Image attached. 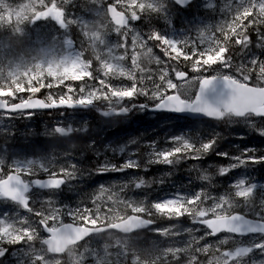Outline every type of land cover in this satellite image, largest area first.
<instances>
[{"label": "snow or ice", "instance_id": "6c2138e0", "mask_svg": "<svg viewBox=\"0 0 264 264\" xmlns=\"http://www.w3.org/2000/svg\"><path fill=\"white\" fill-rule=\"evenodd\" d=\"M175 3L184 7L191 3V0H175ZM135 7V4L129 5ZM44 11L37 14V18H52L62 28L65 27L64 11L55 3L51 5L45 4L42 6ZM143 7V5H141ZM207 7L211 8L209 3ZM231 19L224 20L216 25H205L197 27L196 40L172 39L167 35H163L159 31L150 33L147 38L142 35L136 37V41L142 48L153 49L149 46L148 41L159 42L160 50L164 52L169 60L180 63L184 61L190 64L191 73L182 71L175 66L171 69L165 66L159 72V83H156L152 74H144L142 68H137L141 74L137 77L135 72L126 68L125 65L113 62L111 66L105 64L103 74L105 79H99L94 76L89 68L79 62V58L75 56L66 57V60H71V63L66 64L61 71L69 72L72 69H77L84 72V78L89 80H97L103 87L108 88L112 93L111 99H114L118 104L123 106L124 113L139 109L141 111H164L175 114H190L202 116L215 121H223L226 119L243 120L250 128L257 132L261 137H264V61L258 58H251L247 63H241L236 67V75L231 73L233 69V58L231 56V45L239 46L241 51L249 49L252 41L248 35L250 28L257 25H264V0H237L234 8L230 6ZM134 19H139L138 16H133ZM127 23L124 18L121 21L117 19V23ZM219 33V36H217ZM222 37V38H221ZM257 48H264V32L257 29ZM71 47V41L67 42ZM190 49V50H189ZM156 57V56H155ZM117 58H114V61ZM157 65L164 63L156 57ZM250 65V66H249ZM219 66V68L215 67ZM258 69V70H257ZM50 78H55L57 72L52 67L47 69ZM152 70L149 69V73ZM171 72L175 74V80L171 78ZM213 73V74H209ZM253 73H255L256 82H252ZM116 74H123L132 81L131 86H114L109 80ZM40 81V87L33 86L32 81ZM145 81H152V87L149 88ZM176 81H179L177 83ZM66 81L63 84L67 88V95H60L59 98L48 94L47 99L36 98L33 93H39L47 87H60L61 83L42 82L41 78L34 76L29 81V87L18 85L16 92H27L28 97L17 96L16 92H11L10 95L14 100L19 101V106H9L10 101L4 96H0V110L3 113L18 112L23 115H31L26 112L30 109H44L48 107H67V108H88L98 99L110 100L107 93H103L101 88L94 86H86L84 84L79 88V95L72 96V93L77 92L73 86H68ZM0 91H5L0 89ZM144 96L152 101L151 105L141 103L139 105L132 103L131 106L124 105L125 100H135ZM109 115V113H105ZM9 118H12L9 116ZM257 119L260 121V126L257 127ZM57 132L71 133L69 127L65 130L62 126H56ZM219 141V133H213L208 140H201L199 143L187 135H177L169 141L173 145L171 148L156 147V142H151L149 147L152 151L149 153L151 157L150 163L166 164L171 166L178 162L180 158L187 157L191 160H201L207 155L215 152L218 157L226 158L233 161L227 166L218 168L220 177L227 176L239 168H246L249 163L257 164L264 163V156L257 157L254 148L240 149L239 155H230L228 152L216 151ZM27 164V168L24 166ZM17 165L9 171L7 175L0 172V201L14 203L24 209V211L41 217L39 225L49 233L53 240L60 239L69 242L79 240L86 235L91 234L89 227H96L100 220V208L97 206V212L93 215L90 208L69 209V215L73 221L79 220L80 223H65L60 207L55 206L52 212H43L36 210L33 207L32 198L29 193L33 187L40 190H47L55 194L62 186L67 183L65 177H70L73 172H68L61 169L59 173L52 172L47 179L25 180V173L31 174V165L28 162ZM43 167V166H42ZM75 165L72 166L73 170ZM138 169V162L128 160L124 164L117 167L116 165L104 164L98 171L99 174L107 171H126L128 169ZM204 181L211 182L212 177L204 175ZM253 178L242 175L234 179L230 184L231 191L219 197L212 196L208 191L201 189L196 191L191 196L177 193L166 200H158L153 202V207L157 210L164 208H175L179 211L175 213V217L179 219L183 216H190L193 223L202 224L209 231L204 233L199 240L205 239L207 236L216 235L221 231L228 232L233 236H252L248 243L237 244L234 249L226 250L224 260L226 264H232L229 257H234L236 260L252 256L254 252L264 256V218L257 221H250L239 214H233L231 209L236 206L237 200H242L247 203L250 199L255 198V192L258 187L264 189V186L258 185L256 182H250ZM135 188L140 189L146 186V181L143 178L135 180ZM123 187H127L124 185ZM106 194L109 198H113L117 194L112 192L109 186L101 185L98 189V194L95 199H100ZM211 204H207V201ZM47 203L56 205L52 198L47 199ZM131 205L133 213H142L145 208L142 204L136 201H127ZM261 208L264 210V199L261 200ZM19 219H14L5 213L0 216V245L21 244L25 239H33L38 234L34 227L33 221L28 216H20L19 212L15 214ZM171 218V214H168ZM130 226H144L146 223L142 216L137 215L130 218L127 222ZM115 224L113 227H120ZM199 229H197L198 231ZM162 231V230H157ZM51 241H49L50 243ZM211 247L210 245L206 246ZM7 249L0 246V257L6 255ZM17 255V253H14ZM196 258H193L195 264ZM23 264V261H20ZM260 264H264L261 261Z\"/></svg>", "mask_w": 264, "mask_h": 264}, {"label": "trees", "instance_id": "16d2710c", "mask_svg": "<svg viewBox=\"0 0 264 264\" xmlns=\"http://www.w3.org/2000/svg\"><path fill=\"white\" fill-rule=\"evenodd\" d=\"M184 11H180L174 7H172L171 10H169V22L165 26L166 28H171L170 31L172 33L180 32L183 28L182 23L184 22ZM251 30L248 31L250 33ZM190 50V49H189ZM171 64L168 66L171 68L172 66H178L184 69L190 68V64L186 63L184 61H181L180 63H177L176 61L171 60ZM162 64L157 65L154 64L152 67V70L158 69L161 67ZM43 82H51L47 80V77H43ZM70 82L66 81L65 83ZM63 83V82H62ZM146 85L151 88L152 87V81L145 82ZM157 83V82H156ZM35 87V85H33ZM40 84H36V88H39ZM57 90V92L53 96L59 98L60 95H63V91L61 90V87H52ZM76 88V87H75ZM77 89V88H76ZM45 89H42L39 93H33L34 95L41 96L43 98H47L45 96ZM29 95L27 92H23L21 95L18 96H24L25 97ZM139 102L151 104L152 101L148 100L144 96H140ZM96 117V116H93ZM170 122H161V120L154 119L149 122L141 121L139 123L140 129L139 134L141 136V140L148 138L147 136L143 137V133L145 131H151L153 136H160L162 134L166 136L170 135H178L182 132L187 131L188 129H191L192 135H194L196 138H199L201 140H208L212 137L213 133H219V140H222V146L221 148H224L228 143L234 142L233 139H231L230 136L226 135L225 130L222 129L221 123L214 124V123H204L201 127L200 126H194L189 127L188 124L181 122L179 120H175L172 118H168ZM57 121V113H47L44 116L41 115H34L32 117L27 118V122H24L22 119L18 121H14L9 125H4L3 123H0V153H29L34 154L36 153H44L46 155L50 156V162L52 161H63L64 159H72L77 160L76 157L73 155V153H78L80 150L84 149L86 150V153H89L87 149L88 142L92 143L93 146H95L96 150L99 148H102V144H105L110 139H116L118 134H127V133H137V130H133L134 126L132 124H126V123H120L118 122V128H115L114 131L111 132H91L90 135H86L85 133L81 136L76 135L73 139H66L61 140L60 138L52 135L49 133L50 128L55 124ZM45 126L46 132L41 133L42 126ZM83 127L88 128V124H84ZM118 131V132H117ZM246 135H248L247 139V145L250 146H258L261 142L264 141V139L257 135L255 131L253 132H246ZM115 136V137H114ZM219 142V141H218ZM219 150L218 147L216 148V151ZM264 156V152L261 153ZM183 158V157H182ZM180 158L179 165L183 166L185 163L189 162L183 160ZM205 159L209 160L211 164H217L218 161H221V158L212 156L211 154L207 155ZM87 166L92 165L89 162L85 163ZM53 171L46 172L45 175L49 176L50 173ZM244 172L246 176L253 178L255 181H263L264 180V163H257L253 164L251 167H248L244 169ZM186 175L184 172H178L175 171L170 176H168L164 183L160 185V188L158 189H151L149 191V195H147L150 198H159L164 193L168 192L170 188H181V192L184 194H188L192 192L191 187L192 186H186L185 180L183 179V176ZM110 180L107 178V175L99 174L97 171L94 170L93 167L84 169V175L82 179L80 180V184L78 186L77 193L83 194L84 192H91L93 194L94 189L97 187L98 184H109ZM90 197V196H89ZM79 198H82L81 195H79ZM72 201V200H68ZM97 206L96 203H89V202H82L79 200H76L75 204H72L71 202H68L66 204H63L60 206V208H63V210L66 212V218L64 220L67 221H73V219L67 215V212L69 209L75 210L77 208L83 209L85 207L90 208L93 212V215L97 212ZM153 207L152 205H149L146 207L144 214L152 217L153 212L150 211L148 208ZM100 208V220L98 221V224L105 223L111 220H114L116 218H119L120 216H111L110 213H102L101 207ZM74 222L80 223L79 220H76Z\"/></svg>", "mask_w": 264, "mask_h": 264}, {"label": "rangeland", "instance_id": "374dc122", "mask_svg": "<svg viewBox=\"0 0 264 264\" xmlns=\"http://www.w3.org/2000/svg\"><path fill=\"white\" fill-rule=\"evenodd\" d=\"M52 3H55L59 8L63 9L64 11V19L66 21L65 27L62 28L56 22L62 30H65L64 34L66 35L69 33L66 32V29H68L70 26L75 25L82 33H84L89 38L93 49L103 54L101 60L102 67H104L105 64L111 66L113 62L124 65L123 56L126 57L127 54H133L134 51H136V53L139 52V54L149 53V49L142 48L140 45L136 44L138 42L136 41L137 29L135 28V24L138 23V20L134 19L133 16H137V14L129 15V27L124 30L126 34L130 35L133 38V46L130 45L128 47V50H126V46L123 45L124 37H122V41L120 42L117 40L112 41L110 40V38H108V33L110 32L107 29V26L103 19L104 14L102 13L101 9L102 0H19L15 3H10L9 0H6L5 3L4 0H0V27L2 26L3 22H5L6 24H12L13 28L16 30L18 28V25L16 23H18L25 16L26 13L31 15L29 20L30 24L38 20L47 21L48 19H52L37 18V14L44 11V8L42 6L45 4L51 5ZM84 3H86L89 8L91 7V9L88 10V13L75 14V12L72 11V8H75L76 4ZM126 3L128 4L127 7L129 9V5L137 3L143 6L149 5L150 7H155V9L153 8L154 13L158 12V10L162 8L158 3V0H126ZM199 3H202L206 6L211 3L212 7L214 6V1L212 0H200ZM67 4H70L69 9L65 8ZM142 25L144 26V19L142 20ZM205 25H208V21H203L200 25L197 24L196 27H203ZM254 29L255 28H250L249 30L252 31L248 33L252 40L257 37V32H253ZM0 36L1 42L9 44L7 47L8 53H18V46L20 45L19 40H15L12 37L6 36L5 34H2L1 31ZM48 38L49 42H45L42 39H37V44L34 45L35 47L33 46V53L27 52L26 54L14 58H11L13 56L6 55L3 50H1L0 62L8 61L11 58V62L8 65L9 70L7 69V71L10 72L17 79L24 78L26 81H29L31 77H34L35 73H39L40 68H42L43 71L47 72L48 67H52L56 70L57 74H60V72H62L61 69L66 64L71 63L70 59L66 60L65 58L75 56L72 52L73 46L71 44V47H69V45L67 44L64 47L61 45V41L55 40L53 36L49 35ZM118 53H124V55L122 56ZM34 54H37L36 57L31 59L28 58V56H32ZM114 58L117 59L114 61ZM134 60L135 59L132 58L127 61L132 63V61ZM232 71L231 73L233 74ZM75 73L77 72H71L72 75ZM118 75L120 74H116L114 76ZM257 190H260L261 193L264 195V189L258 187ZM260 209L261 213L264 215V210H262V208ZM250 240L251 239L241 243L246 244ZM225 241L226 240H221L220 243H223ZM228 242H230L231 244H238L231 241ZM229 258L232 260V264H260L261 261H264V256H260L259 253L256 252H254L252 256L242 258L241 260H236L234 257ZM220 262L221 264H226L224 259H221ZM16 263L20 264V262L18 261Z\"/></svg>", "mask_w": 264, "mask_h": 264}, {"label": "water", "instance_id": "95a60500", "mask_svg": "<svg viewBox=\"0 0 264 264\" xmlns=\"http://www.w3.org/2000/svg\"><path fill=\"white\" fill-rule=\"evenodd\" d=\"M175 1V0H174ZM110 16L113 19V21L115 23H117V19L120 18L121 21H123V15L117 14L116 12H114V10L110 9L109 10ZM123 22L117 23V24H122ZM78 108V107H75ZM132 218V217H130ZM128 218L126 221L121 222L119 225H121L120 227H114V230H119V231H123V232H128L131 230H138V229H144L146 228V226H148V223H145L144 226H140V227H136V226H130L127 222L130 219ZM102 230H90L91 233L94 232H99ZM80 240V239H79ZM77 241V240H76ZM74 243V241H72ZM71 242L66 241V240H60V239H56L53 240L51 239V242L48 243V246L53 250V251H61L63 248H65L68 244H70Z\"/></svg>", "mask_w": 264, "mask_h": 264}, {"label": "bare ground", "instance_id": "6f19581e", "mask_svg": "<svg viewBox=\"0 0 264 264\" xmlns=\"http://www.w3.org/2000/svg\"><path fill=\"white\" fill-rule=\"evenodd\" d=\"M251 31H252V30H251ZM254 31H256V32H257V30H256V29H254V30H253V32H254ZM117 132H118V131H117ZM114 137H115V136H114ZM98 149H99V148H98ZM68 202H71V201H67V203H68ZM146 205H148V206H149V203H147Z\"/></svg>", "mask_w": 264, "mask_h": 264}]
</instances>
